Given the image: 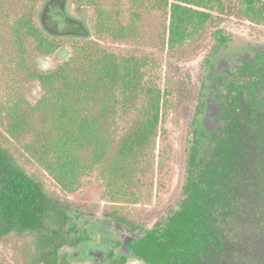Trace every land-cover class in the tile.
Here are the masks:
<instances>
[{
  "label": "trees",
  "instance_id": "16d2710c",
  "mask_svg": "<svg viewBox=\"0 0 264 264\" xmlns=\"http://www.w3.org/2000/svg\"><path fill=\"white\" fill-rule=\"evenodd\" d=\"M6 1L0 0V10ZM108 1L112 0H50L49 9L63 21L67 3L93 6L96 18L91 27L96 35L114 38L117 33H134L136 22L123 26L119 17L103 7ZM158 3L169 9L171 50L203 31L213 13L237 10L251 22L264 19L259 0ZM137 15L135 11L133 16ZM12 31L26 75L40 84L43 94L35 104L22 97L8 103L0 98L5 133L0 135L4 140L0 141V240L9 235L29 238L34 246L31 264H70L63 249L84 240L78 223L82 214L49 194L40 179L21 166L12 141L20 143L64 191L78 190L81 178L98 170L116 195L127 196L158 135L166 100L160 91L145 93L138 119L118 133L119 112L133 110L141 90L136 60H119L96 40L49 35L34 24L31 15L16 19ZM213 37L216 49L226 41L221 30L214 31ZM66 39L71 41L72 54L55 69L38 71L27 62L28 52L51 56ZM233 101L227 115L233 126L231 138L225 142L218 128L207 148L198 128L204 102L198 99L189 131L186 177L180 197L166 216L142 228L108 215L136 232L127 246L130 257H121L115 264L129 258L142 264H264V114L253 100Z\"/></svg>",
  "mask_w": 264,
  "mask_h": 264
},
{
  "label": "rangeland",
  "instance_id": "374dc122",
  "mask_svg": "<svg viewBox=\"0 0 264 264\" xmlns=\"http://www.w3.org/2000/svg\"><path fill=\"white\" fill-rule=\"evenodd\" d=\"M159 0H112L103 4L110 13L119 17L123 26L136 22L134 33L111 37L96 35L92 30L95 22L93 6L68 3L65 5L66 19L60 21L51 13L50 0L35 3L6 1L0 10V98L10 102L22 97L35 104L43 90L37 81L31 80L23 67L22 59L14 44L12 27L16 19L31 15L33 22L49 35H74L80 39L96 40L117 59H132L139 64L141 90L135 108L126 113L120 111L117 118L118 133L125 132L140 114L145 104V93L160 91L164 95L162 116L158 135L149 150L136 183L127 196L115 194V188L101 178L98 170L81 178L78 190L64 191L47 171L36 163L22 148L12 141V149L25 170L40 179L45 190L54 197L69 203L80 212L79 231L85 235L82 242L63 249L70 264H113L85 258L79 253L86 250L100 251L104 234L99 230H114L104 222L112 221L108 215L135 223L142 228L152 227L166 216L181 195L186 177L187 147L190 126L195 119L198 99L204 100L207 89V60L216 63L222 54L239 45L264 44V19L251 22L237 10L229 14L213 13L206 28L176 49L168 47L169 9ZM264 6V0H259ZM138 12V17L133 13ZM221 30L229 39L228 48L216 49L213 32ZM71 41L64 40L62 46L51 56L25 54L27 62L38 71L48 72L68 61L72 54ZM207 59V60H206ZM203 83L205 84L203 86ZM163 102V101H162ZM0 117V135H4ZM0 141H4L0 138ZM102 225V227L100 226ZM100 227V228H99ZM104 231V232H105ZM97 249V250H96ZM99 253V252H96ZM34 246L27 237L9 235L0 240V264H31ZM124 264H142L129 258Z\"/></svg>",
  "mask_w": 264,
  "mask_h": 264
},
{
  "label": "flooded vegetation",
  "instance_id": "af4514ba",
  "mask_svg": "<svg viewBox=\"0 0 264 264\" xmlns=\"http://www.w3.org/2000/svg\"><path fill=\"white\" fill-rule=\"evenodd\" d=\"M228 44L229 39L226 37L224 44L218 47L219 50L228 48ZM220 60L209 66L206 77L207 92L203 100L204 109L198 117V128L205 135L207 148L212 146L218 128L222 130L220 134L225 142L231 138L233 126L227 120V115L234 99H238L240 103L244 99H247V102L253 100L254 105L264 114V44L245 43L233 47L225 51ZM206 153L210 154L208 150ZM104 223L108 224L107 227L113 226L114 230H99L104 234V242L101 247L93 248H100V251L86 250L78 255L85 258L95 257L99 262L111 260L113 264L121 257H130L131 253L127 246L136 236V232L127 229L116 220Z\"/></svg>",
  "mask_w": 264,
  "mask_h": 264
},
{
  "label": "water",
  "instance_id": "95a60500",
  "mask_svg": "<svg viewBox=\"0 0 264 264\" xmlns=\"http://www.w3.org/2000/svg\"><path fill=\"white\" fill-rule=\"evenodd\" d=\"M138 236V235H137Z\"/></svg>",
  "mask_w": 264,
  "mask_h": 264
}]
</instances>
